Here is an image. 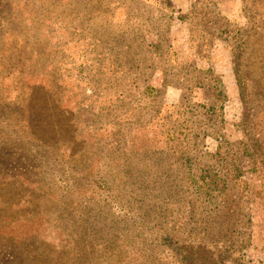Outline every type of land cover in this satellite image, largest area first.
<instances>
[{
    "label": "rangeland",
    "instance_id": "obj_1",
    "mask_svg": "<svg viewBox=\"0 0 264 264\" xmlns=\"http://www.w3.org/2000/svg\"><path fill=\"white\" fill-rule=\"evenodd\" d=\"M6 94L21 264H264V0H0Z\"/></svg>",
    "mask_w": 264,
    "mask_h": 264
},
{
    "label": "trees",
    "instance_id": "obj_2",
    "mask_svg": "<svg viewBox=\"0 0 264 264\" xmlns=\"http://www.w3.org/2000/svg\"><path fill=\"white\" fill-rule=\"evenodd\" d=\"M7 4L9 5V2H7ZM166 33L167 32H165V34ZM0 100L2 102V105H0V107L2 106V108L4 109H6V107L11 105L10 103L11 101L10 99H8L7 94L4 95L3 97L0 96ZM3 120L5 122L7 120L5 115H3L0 118V122H3ZM2 140L3 139L0 138V143H2ZM0 147H4V146L0 145ZM33 166L35 165H32V168H34ZM3 172H4L3 167H0V193H3V191H5V189L11 185V183H15L12 182L13 180H15V177H11V175H4ZM6 201H7L6 195L0 196V212L3 211L4 209L9 208L5 206L7 205V203L4 204V202ZM2 227L3 225H0V228ZM23 243L25 242H22L20 240L16 241L13 238L9 240L8 238H4L0 234V264H21L20 254L22 253L21 251L23 247H25Z\"/></svg>",
    "mask_w": 264,
    "mask_h": 264
},
{
    "label": "crops",
    "instance_id": "obj_3",
    "mask_svg": "<svg viewBox=\"0 0 264 264\" xmlns=\"http://www.w3.org/2000/svg\"><path fill=\"white\" fill-rule=\"evenodd\" d=\"M227 16V15H226Z\"/></svg>",
    "mask_w": 264,
    "mask_h": 264
}]
</instances>
